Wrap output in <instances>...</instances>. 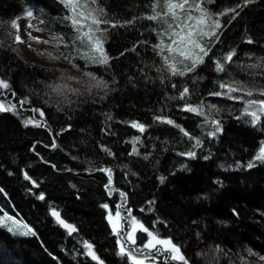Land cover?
I'll return each mask as SVG.
<instances>
[{
    "label": "trees",
    "instance_id": "1",
    "mask_svg": "<svg viewBox=\"0 0 264 264\" xmlns=\"http://www.w3.org/2000/svg\"><path fill=\"white\" fill-rule=\"evenodd\" d=\"M102 2L118 19L139 16L148 10L144 6L146 0ZM236 2L212 0L209 6L219 10ZM32 4L37 16L43 9L44 31L70 30L57 19L65 11L59 0H0V76L9 79L17 92L12 99L27 95L37 107H44L53 129L49 133L44 127H26L15 113L0 112V187L7 193H0V205L4 206L0 215L10 211L36 228L35 235H17L0 226V264H98L84 254L82 239L94 244L105 264H127L125 257L117 255L115 234L106 219L107 210L102 207L104 202L114 205L119 200L118 193L110 197L104 188L106 174L98 169L105 164L114 168L115 186L129 193L133 213L161 234L171 235L192 264H264V161L253 168L244 166L264 139V118L260 124L251 125L249 117L241 115L242 102L206 96L209 104L221 109L215 115L220 118L223 131L213 138L199 127L201 117L174 107L175 100L165 103V92L175 90L167 82L162 84L151 68L153 62L160 66L162 61L152 48L156 34L149 29L156 22L147 19L106 34V48L114 58L107 71L102 65L88 67L110 81L115 77L113 90L105 99H93L96 89L92 93H68L71 104L63 103V96L49 97L47 85L65 80L78 87L67 77L83 73L72 63L66 75L58 67L30 63L7 43L10 20ZM239 11L241 14L224 30L213 53L237 47L234 60L244 61V65L232 63L228 73L259 86L264 83L259 75L264 69H244L249 61L264 60V0H252ZM246 32L255 43L244 41ZM138 40L142 43L133 50L132 45ZM145 40L147 44L143 43ZM124 49L128 51L118 55ZM77 63L84 67L80 60ZM140 67L147 70L141 72ZM199 71L205 79L196 85L189 81L193 91L199 93L217 90L216 79L225 75L215 73L210 61L201 65ZM249 71L254 73L252 77ZM197 98L194 96L193 100ZM27 107L26 104L19 110L31 115ZM154 112L172 115L194 135L201 136L204 144L193 148L194 141H188L175 126L155 122ZM109 114L114 119L106 122ZM130 119H140L150 127L140 134L126 123ZM68 124L71 128L59 132ZM106 127L109 132L104 131ZM54 134L58 146L51 148L48 145ZM134 135L142 136L138 146L141 152L151 153L147 159L128 155ZM102 143L116 155L104 152L99 147ZM188 149L197 155L179 154ZM89 166L94 170L85 171ZM25 170L37 180L36 185L23 176ZM125 172L129 174L125 176ZM161 174L166 177L163 183L159 180ZM40 191L46 194L44 200L39 199ZM153 197L155 202L149 205L147 201ZM50 206L58 207L78 231L68 236L61 230L50 217ZM149 208L153 210L148 211ZM233 208L238 215L232 212ZM157 216L168 223L153 225ZM215 245H220L221 250Z\"/></svg>",
    "mask_w": 264,
    "mask_h": 264
},
{
    "label": "snow or ice",
    "instance_id": "2",
    "mask_svg": "<svg viewBox=\"0 0 264 264\" xmlns=\"http://www.w3.org/2000/svg\"><path fill=\"white\" fill-rule=\"evenodd\" d=\"M59 2L65 11L57 19L61 24L68 26L70 30L54 31L47 39L42 36H33L31 32L28 35L33 41L55 46V52L45 53L42 50V55L47 54L52 59L63 58L70 61L76 69L81 70L83 76L67 77V80L80 85L78 87H73L65 80L47 85L49 97L53 95L63 96V103L71 104L68 93H92L93 89H96L93 99H105L107 93L113 90L111 84L115 82V77L113 76L110 81L95 71L87 70L88 67L90 65H102L107 71L114 58L106 48V34L117 27L133 25L139 20L147 19L156 22L155 26L149 25V29L156 34L157 41L152 44V48L155 55L162 61L160 66L153 62L151 68L155 69L162 84L167 82L175 90L174 93L165 92V103L175 100L177 103L174 107L201 117L199 127L204 130L207 136L213 138H216L218 133L223 131L221 120L215 115L221 109L217 104H209L205 99L206 96L225 97L232 101L242 102L241 115L249 117L248 122L251 125H258L262 122V118H264V83L257 86L255 83L241 80L228 73V68L232 63L244 65V61L234 60V57L237 56V47L232 46L228 50L221 49L219 54L213 53V48L221 41L224 30L241 14L239 10L252 3V0H238L232 6H223L219 10H214L209 6L212 4V0H146L144 6L148 10L141 12L139 16L133 15L131 18L125 19L116 18V13H110L102 0H59ZM23 16L27 18L30 29L45 30L46 20L43 18V9H41V15L37 16L29 7L23 12ZM19 19L20 17H15L10 20L11 29L15 30L12 34L16 42L23 40L19 31ZM34 19L35 23H33ZM243 39L247 43L256 42L254 37L247 32ZM140 43L142 42L136 41L132 45V49L135 50ZM143 43L147 44L148 41L145 40ZM127 51L128 49H124L118 55H123ZM245 55L254 56V53H245ZM77 60L83 63V68H81V63H77ZM206 61L212 63L215 73H224L225 75L223 78L216 79L214 87L217 90L203 93L194 92L191 85H196L198 81L205 79L199 70L201 65L206 64ZM257 66L264 69V60L258 58L255 62L249 61L244 70L248 71ZM146 70L145 67H140L141 72ZM253 75L254 73L249 71V76L252 77ZM259 75L264 79V71L260 72ZM144 78L148 79L149 77L145 76ZM177 78H180L179 83ZM189 81H191V85ZM244 93L247 95L245 96ZM16 96L17 92L12 88L10 80L0 76V112L15 113L21 117L24 126L44 127L49 133H53V129L49 127L46 118L45 108L37 107L27 95L20 96L18 100L12 99ZM194 96L198 98L193 100ZM26 104L28 105L26 111H30L31 115H26L19 110L24 109ZM58 106L61 105L58 104ZM61 110H63L62 106ZM112 119L114 118L109 114L106 117V122ZM152 119L158 123L175 126L188 141H194L193 148H200L204 144L201 136L194 135L192 131L178 123L170 114H163V112L156 114L154 112ZM126 123L137 129L140 134H143L150 127L149 124L140 119H130ZM65 128H71V124L61 127L59 132H64ZM104 131L109 132L110 128L106 127ZM138 142H142L141 135L131 137V149L128 155H139L147 159L151 153L141 152ZM57 146V136L54 134L51 136V143L48 147L56 148ZM99 147L110 156L116 155L106 144L102 143ZM153 147L155 148L156 145ZM32 150L36 151L35 146ZM179 154L185 157L197 155L196 151L192 149ZM40 158L43 159L42 156ZM261 161H264V139L260 141L258 150L244 166L253 168L256 163ZM179 166L185 167L184 164ZM52 167H56V165L52 164ZM93 170L91 166L85 169V171ZM98 171L106 174L107 182L104 184V188L107 190V195L110 197L114 193L119 195V200L114 205H110L108 202L102 204V207L107 210L106 219L109 222L111 232L115 234L118 246L117 255L125 257L127 264H192V260L186 255L182 245L175 242L171 235L161 234L158 229L150 227L133 213V208L129 206V193L122 188H117L114 184V168L111 165L105 164ZM128 174V172L124 173L125 176ZM23 176L31 184H37V180L27 170L23 172ZM165 179L166 177L161 174L160 182L163 183ZM0 193L7 195L2 187H0ZM38 195L41 200L46 197L43 191H40ZM154 202V197L147 201L149 205ZM3 207L0 205V208ZM141 209L145 210L143 205ZM147 210L152 211L153 209ZM49 211L56 222L69 234L78 231L77 225L64 218L58 207L50 206ZM232 212L239 214L236 208H233ZM161 222L168 223L163 217L157 216L152 224ZM0 224H8L13 232L36 234V228L31 223L22 218L18 219L10 211H4L0 215ZM81 243L85 255L94 261H98L99 264H105L90 240L82 239ZM215 247L218 251L221 250L220 245H215ZM249 251L251 252L252 249ZM261 258L264 259V257Z\"/></svg>",
    "mask_w": 264,
    "mask_h": 264
},
{
    "label": "rangeland",
    "instance_id": "3",
    "mask_svg": "<svg viewBox=\"0 0 264 264\" xmlns=\"http://www.w3.org/2000/svg\"><path fill=\"white\" fill-rule=\"evenodd\" d=\"M17 17H20L19 24H20V35L23 37V40L21 42H16L14 39V29H11L10 26V37L7 43L12 47V49L16 50L25 60H27L30 63L49 67L52 68L58 67L65 73L63 74H69L67 69L72 68L71 62L68 60H65L63 58L60 59H52L47 54H41V51L44 50L45 53L49 52H55V46L52 44L44 43V42H37L31 40L28 33L31 32L33 36H42L45 39L49 38L52 32L48 31H37L35 29H30L28 27L27 18L23 16V13ZM33 23L34 20H33ZM31 45V47H29ZM62 73V72H61ZM109 223V222H108ZM3 228L8 230L9 232L17 235H21L24 233H21L19 231L13 232L10 230V226L8 224H0ZM110 226V225H109Z\"/></svg>",
    "mask_w": 264,
    "mask_h": 264
},
{
    "label": "bare ground",
    "instance_id": "4",
    "mask_svg": "<svg viewBox=\"0 0 264 264\" xmlns=\"http://www.w3.org/2000/svg\"><path fill=\"white\" fill-rule=\"evenodd\" d=\"M29 7L33 8V4L30 5V6H28L27 8H25L24 11L27 10ZM24 11H23V12H24ZM23 12H22V13H23ZM53 221H54V220H53ZM54 222H55V221H54ZM55 223H56V222H55ZM56 224H57V223H56ZM57 225H58V224H57ZM59 228H60V227H59ZM61 230H62V229H61ZM63 231H64V230H63ZM64 232H66V231H64ZM74 233H75V232H74ZM74 233H72V234H68V233L66 232V234H67L68 236H71V235H73ZM86 256H87V255H86ZM87 257H88L89 259H91V257H89V256H87ZM91 260H92V259H91ZM93 261H94V260H93ZM95 262H96V261H95ZM96 263H98V262H96ZM98 264H99V263H98Z\"/></svg>",
    "mask_w": 264,
    "mask_h": 264
},
{
    "label": "water",
    "instance_id": "5",
    "mask_svg": "<svg viewBox=\"0 0 264 264\" xmlns=\"http://www.w3.org/2000/svg\"><path fill=\"white\" fill-rule=\"evenodd\" d=\"M50 217L56 222V220H55V218H53L52 216H51V214H50ZM57 223V222H56ZM58 224V223H57ZM58 226L60 227V229H62V230H64V231H66L67 232V230H65V229H63V227L62 226H60L59 224H58ZM68 233V232H67ZM74 233V232H73ZM69 234V233H68ZM96 262H98V261H96ZM99 263V262H98Z\"/></svg>",
    "mask_w": 264,
    "mask_h": 264
}]
</instances>
